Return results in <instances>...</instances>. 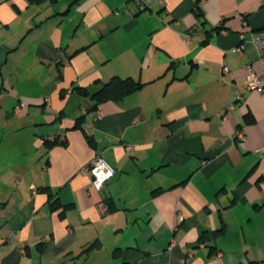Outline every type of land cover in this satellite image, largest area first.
Segmentation results:
<instances>
[{
	"label": "crops",
	"instance_id": "obj_1",
	"mask_svg": "<svg viewBox=\"0 0 264 264\" xmlns=\"http://www.w3.org/2000/svg\"><path fill=\"white\" fill-rule=\"evenodd\" d=\"M262 27L264 0H0V264H264ZM113 76L143 84L87 109Z\"/></svg>",
	"mask_w": 264,
	"mask_h": 264
},
{
	"label": "built area",
	"instance_id": "obj_2",
	"mask_svg": "<svg viewBox=\"0 0 264 264\" xmlns=\"http://www.w3.org/2000/svg\"><path fill=\"white\" fill-rule=\"evenodd\" d=\"M187 39L191 38V34L187 33L185 35ZM243 39V38H242ZM249 39L255 45L260 62L264 66V27L253 29L250 31ZM245 40H242L240 44L235 48L236 51L241 52L245 46ZM248 74L246 76V86L245 90H258L264 92V74H257L254 72L250 66H248ZM223 70L226 71L227 67L223 66ZM243 97V93H237L235 99L240 100ZM232 103L230 106H233ZM237 137L243 139L242 132H238ZM55 138V137H54ZM56 139L62 141L64 140V135L56 136ZM130 147V146H127ZM264 151V148H261ZM81 172L89 173L92 176V186L96 190H100L105 182L113 175V168L99 155L96 154L87 164L82 166ZM99 209L102 212L107 211V205L104 201L99 202ZM183 219V216L178 213L176 215L175 223L178 224ZM239 264H247L245 260Z\"/></svg>",
	"mask_w": 264,
	"mask_h": 264
},
{
	"label": "trees",
	"instance_id": "obj_3",
	"mask_svg": "<svg viewBox=\"0 0 264 264\" xmlns=\"http://www.w3.org/2000/svg\"><path fill=\"white\" fill-rule=\"evenodd\" d=\"M197 16L201 15L200 11L196 12ZM142 82L135 80L131 77L120 78L118 76L111 77L108 81L102 82L100 87L95 90H90L86 87H76V89L81 92L83 95L87 96L90 100L87 109H95L97 108L98 104L102 101L108 99H121L125 95L133 92L134 90L140 88L142 86ZM83 119V115L77 117L74 126H78L81 124ZM58 140V139H57ZM44 191L49 193L50 198V208L52 210H59L60 216H64L66 212L74 207V203H62L59 200V197L56 196L54 193H51L48 186H42ZM107 205V212L113 209L112 204L109 201H104ZM224 226H222L218 231H223ZM100 243L98 241H92L91 243L87 244L81 253H85L90 251L91 249L98 248Z\"/></svg>",
	"mask_w": 264,
	"mask_h": 264
}]
</instances>
